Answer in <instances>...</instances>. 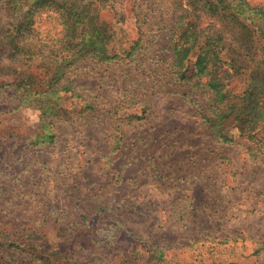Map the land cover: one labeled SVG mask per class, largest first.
<instances>
[{
	"label": "rangeland",
	"instance_id": "rangeland-1",
	"mask_svg": "<svg viewBox=\"0 0 264 264\" xmlns=\"http://www.w3.org/2000/svg\"><path fill=\"white\" fill-rule=\"evenodd\" d=\"M99 1L100 20L114 33L110 54L129 46L135 53L69 68L62 83L69 78L93 103L78 116L77 99L66 93L69 116L57 122L51 143L35 139L39 113L18 105L15 87L29 75L24 82H36L44 69L10 61L0 35V233L34 232L30 243L38 240L50 264H264V149L253 157L244 139L225 144L209 137L192 101L207 102L200 87L190 90L194 96H174L155 80L164 76L161 69L142 75L145 66L165 67L166 34L180 13L199 16L200 27L213 22L221 29L220 22L190 0ZM247 1L264 8V0ZM9 16L0 12V27ZM84 46L107 50L96 40ZM132 78L142 80L141 88ZM125 87L152 103L120 151L111 153L109 128L119 122L105 110L112 111L108 102L123 101ZM163 152L167 158L158 157ZM4 263L48 261L0 247Z\"/></svg>",
	"mask_w": 264,
	"mask_h": 264
},
{
	"label": "trees",
	"instance_id": "trees-1",
	"mask_svg": "<svg viewBox=\"0 0 264 264\" xmlns=\"http://www.w3.org/2000/svg\"><path fill=\"white\" fill-rule=\"evenodd\" d=\"M190 2L194 8L200 4L215 21L220 22L221 29L216 28L213 22L200 27L199 16L195 17L193 12L191 16L183 4L181 12H187L180 13L172 31L166 34L168 43L162 53L165 67L145 66L142 75H145L146 70L151 72L161 69L164 76L155 80L174 96H194L190 90H197L195 86L200 87L207 102L199 103L197 99L192 101L198 106L197 112L201 114L208 136L225 144L233 143L238 138L244 139L250 145L251 155H259V151L264 149V8L252 6L247 0ZM101 8L99 0H0V12L10 15L5 26L0 27L7 58L13 62H36L37 66L44 69L40 72L42 77L36 82L29 79L24 82L32 76L29 75L21 78L15 86L19 90L18 105L35 108L39 113L35 131L37 142L51 143L58 138L57 122L66 121L69 116V110L64 105L66 93L68 98L77 99L78 116L84 117L85 112L92 107L93 102H88L77 93L74 82L68 78L67 84L62 83L70 67L88 58L107 65L120 53L127 58L135 53L134 46H129L121 49L120 53L110 54L108 44L114 33L105 21L100 20ZM43 24L47 27L40 29ZM223 24L226 30L222 28ZM90 40L101 42L107 50L103 52L97 46L82 47L85 41ZM190 63L192 70L187 74ZM105 77V74L100 76ZM131 81L140 84L138 88H141L142 80L132 78ZM179 84L190 86L182 90L184 86ZM122 90L123 101L108 102L110 106L114 104L112 111L105 110L106 114L110 112L111 118L115 116L119 122L109 128L111 153L120 151L132 128L146 119V111L152 103L143 92L138 94V89L125 87ZM144 90L146 87H143ZM95 97L107 99L98 93ZM128 109L132 111L128 112ZM166 155L163 152L158 157L167 158ZM0 234L4 235L0 236V247L31 252L36 258L48 261L46 264L51 263L47 259L49 256L42 254L47 251L37 244L38 240L30 243L36 239L34 232L16 238L14 234ZM200 247L204 246L195 248L193 253H199ZM163 261L160 260L158 264Z\"/></svg>",
	"mask_w": 264,
	"mask_h": 264
}]
</instances>
